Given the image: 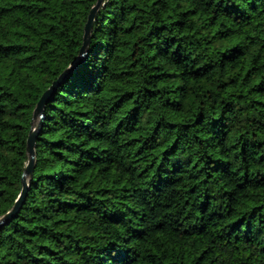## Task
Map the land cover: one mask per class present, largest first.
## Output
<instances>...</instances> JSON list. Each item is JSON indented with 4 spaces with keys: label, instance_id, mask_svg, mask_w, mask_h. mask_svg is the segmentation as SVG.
I'll use <instances>...</instances> for the list:
<instances>
[{
    "label": "trees",
    "instance_id": "1",
    "mask_svg": "<svg viewBox=\"0 0 264 264\" xmlns=\"http://www.w3.org/2000/svg\"><path fill=\"white\" fill-rule=\"evenodd\" d=\"M96 1L0 0V216ZM35 154L0 264H264V0H103Z\"/></svg>",
    "mask_w": 264,
    "mask_h": 264
},
{
    "label": "water",
    "instance_id": "2",
    "mask_svg": "<svg viewBox=\"0 0 264 264\" xmlns=\"http://www.w3.org/2000/svg\"><path fill=\"white\" fill-rule=\"evenodd\" d=\"M102 3L103 0H97L89 11L87 20L84 24L83 42L79 50L78 59L72 65L64 69L63 72L57 77V79H55L52 82V84L42 93L41 97L39 98L34 108L32 126L31 129L29 130L27 137L28 160L21 178L22 188L12 207L5 214L0 216V227L6 224L10 219H12L17 214L21 205L25 201L28 192L29 179L33 175L35 158H36L35 142H36V136L41 128L44 117V106L49 100V98L53 95L60 82H62L72 71L78 68L79 65L85 60L95 15Z\"/></svg>",
    "mask_w": 264,
    "mask_h": 264
},
{
    "label": "snow or ice",
    "instance_id": "3",
    "mask_svg": "<svg viewBox=\"0 0 264 264\" xmlns=\"http://www.w3.org/2000/svg\"><path fill=\"white\" fill-rule=\"evenodd\" d=\"M115 259H117V261H119V260H120V257H119V256H117V257H115Z\"/></svg>",
    "mask_w": 264,
    "mask_h": 264
}]
</instances>
